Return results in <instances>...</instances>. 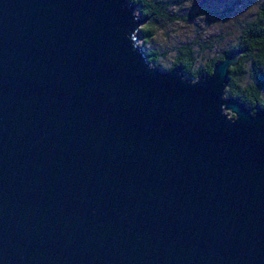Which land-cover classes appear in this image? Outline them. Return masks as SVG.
I'll return each instance as SVG.
<instances>
[{
    "label": "water",
    "instance_id": "95a60500",
    "mask_svg": "<svg viewBox=\"0 0 264 264\" xmlns=\"http://www.w3.org/2000/svg\"><path fill=\"white\" fill-rule=\"evenodd\" d=\"M134 10L0 0V264H264V109L224 95L243 50L159 70Z\"/></svg>",
    "mask_w": 264,
    "mask_h": 264
},
{
    "label": "trees",
    "instance_id": "16d2710c",
    "mask_svg": "<svg viewBox=\"0 0 264 264\" xmlns=\"http://www.w3.org/2000/svg\"><path fill=\"white\" fill-rule=\"evenodd\" d=\"M135 4L137 12L152 24L163 22L172 23L181 20L172 13L175 5L171 0H125ZM216 12L224 16L232 12L236 5L241 7V0H214ZM254 7L248 11L235 40L218 51L210 58L203 59L198 65L197 54L204 50H211L212 44L183 43L175 48V55L171 66L162 70H170L175 66L181 67V72L186 78H197L208 75L212 66L223 58L224 55L242 51L233 66L227 69V81L224 89L226 97H236L247 108L258 105L264 109V0H253ZM248 2V1H247ZM240 4V5H239ZM198 14H195L197 17ZM192 17V16H191ZM186 18H183L185 20ZM144 20V21H145ZM155 31L148 25L139 27L138 34L143 44H148ZM196 49H193L194 46ZM147 62L158 68L159 54L153 50L144 52ZM160 68V67H159ZM161 69V68H160ZM226 115V113H225Z\"/></svg>",
    "mask_w": 264,
    "mask_h": 264
},
{
    "label": "rangeland",
    "instance_id": "374dc122",
    "mask_svg": "<svg viewBox=\"0 0 264 264\" xmlns=\"http://www.w3.org/2000/svg\"><path fill=\"white\" fill-rule=\"evenodd\" d=\"M171 1L175 2L172 13L179 16L181 20L172 23L161 21L157 24L145 20L140 27L148 25L155 31L148 44H143L138 32H136V44L143 53L147 50L160 53L158 66L161 69L157 68L159 70L171 66L175 48L183 43L204 44L210 42L212 44L211 50H204L200 55L197 54L196 65L203 59L215 55L235 40L248 11L254 7L253 0H241V5L239 4L241 7L236 5L232 12L220 16L216 12L217 2L214 0ZM195 14L198 16L195 17ZM183 18L186 19L183 20ZM196 47L195 45L193 49ZM149 66L153 67L151 64ZM225 113L226 117L231 118L233 116L229 112Z\"/></svg>",
    "mask_w": 264,
    "mask_h": 264
}]
</instances>
